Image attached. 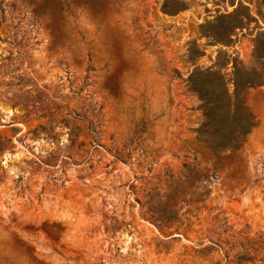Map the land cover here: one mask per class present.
Returning a JSON list of instances; mask_svg holds the SVG:
<instances>
[{
	"label": "rangeland",
	"instance_id": "rangeland-1",
	"mask_svg": "<svg viewBox=\"0 0 264 264\" xmlns=\"http://www.w3.org/2000/svg\"><path fill=\"white\" fill-rule=\"evenodd\" d=\"M263 65L264 0H0V264H264V84L220 158L190 85Z\"/></svg>",
	"mask_w": 264,
	"mask_h": 264
},
{
	"label": "trees",
	"instance_id": "trees-1",
	"mask_svg": "<svg viewBox=\"0 0 264 264\" xmlns=\"http://www.w3.org/2000/svg\"><path fill=\"white\" fill-rule=\"evenodd\" d=\"M233 84L230 92L225 77L213 69L197 70L190 76L191 88L203 102L204 121L197 129L198 136L218 158L241 149L257 125L246 104L245 93L264 84V65L261 71L237 67Z\"/></svg>",
	"mask_w": 264,
	"mask_h": 264
}]
</instances>
